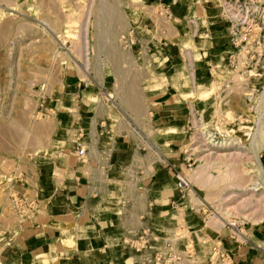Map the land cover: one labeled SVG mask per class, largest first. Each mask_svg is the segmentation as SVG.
I'll return each mask as SVG.
<instances>
[{"label": "rangeland", "instance_id": "obj_1", "mask_svg": "<svg viewBox=\"0 0 264 264\" xmlns=\"http://www.w3.org/2000/svg\"><path fill=\"white\" fill-rule=\"evenodd\" d=\"M173 1L177 0H0V264H7L10 247L22 227L25 229L40 220L34 187L37 188L40 179L41 164L54 161L52 157L75 139L73 135L69 140L62 137L49 102L62 91L68 76L77 73L78 82L88 81L85 69L96 83V86L87 83L96 88L95 130L82 142L76 141L82 144L83 152L77 156H81L82 162L91 163L88 171L98 178L96 187L93 186L95 201L90 206L91 217L94 219V209L100 212L108 207L116 222H124L133 230L147 219L141 218L150 217V203L135 199L140 196L149 200L148 190L139 193L136 185L144 179L139 176H150L157 171L159 162L164 161L149 144L157 145L153 143L156 140L153 112L146 93L153 92L147 91L152 74L163 76L156 69L167 60L169 47L164 43L178 37L179 19L167 16V6ZM213 1L219 10L214 16L218 17L216 22L224 21L230 32L227 21L230 18L226 10L223 14L224 1ZM201 8L200 1L194 0L188 17L190 22L199 19ZM197 50L192 49L193 53ZM232 52L227 50L222 61L214 63L215 67L229 72L227 78L216 84L213 93L207 90L213 89L211 70L210 80L197 78L198 90L194 91L196 87L189 84L181 94L174 92L189 103L182 174L194 170L201 161L211 165L221 163L231 165L242 175L238 181L242 180L244 186L253 183L259 186L258 191L237 196L234 192L226 193L222 187L199 188L197 180L194 183L185 177L190 186L187 193L175 189L178 199L174 202L179 214L161 215L167 224H175L176 235L200 244L199 257H205L216 241L224 245L225 234L243 241L233 227L218 229L216 223L215 227L209 221L214 214L228 222L235 220L245 237L251 227L264 222V178L258 170V165L264 167V141L256 144V153L252 144L259 122L264 133V72L253 74L256 79L249 83L246 79L244 82L232 80L233 70L228 60ZM185 66V63L176 66L175 72L183 71ZM67 69L70 74L74 70V74L66 73ZM218 70L214 72L216 75ZM200 116L207 123L213 122L211 129L223 144L213 145L201 134L197 123ZM128 143L137 146L134 163L113 167L107 172L104 165L114 164V155L104 150L113 151ZM89 147L93 151L90 161L86 154ZM99 159L102 171H99ZM89 172H86L88 177ZM188 215L195 216L193 223L201 224L195 231L187 227ZM150 226L154 230L160 228Z\"/></svg>", "mask_w": 264, "mask_h": 264}, {"label": "crops", "instance_id": "obj_2", "mask_svg": "<svg viewBox=\"0 0 264 264\" xmlns=\"http://www.w3.org/2000/svg\"><path fill=\"white\" fill-rule=\"evenodd\" d=\"M202 1L206 15H218L216 1ZM193 2L194 0H177L167 6L168 13L180 21L176 25L178 37L164 43L169 47L166 53L167 60L156 70L159 74L171 76L176 66L185 63L186 78L183 82H190L193 75L206 82L207 79L210 80V63H219L224 52L230 50V32L224 21L209 23L207 28L199 27L197 22H193L197 26L195 28L188 20ZM199 34L205 39H201ZM192 35L198 50L191 54L189 60L181 46L182 42L187 37L190 40ZM195 39L203 42L198 44ZM187 61H191V64L186 63ZM66 71L69 73L68 69ZM73 74L74 70L70 75ZM76 75L77 73L75 76H68L62 84V91L49 102L62 137L69 140L73 135L75 139L66 144L64 151L52 157L55 158L54 161L41 164L40 179L37 188L34 187L37 193L35 200L37 207L40 208V220L25 226V229L22 227L14 245L10 247L7 264H142L143 256L134 254L124 243L125 237L138 231L140 226L133 230L124 222H116L108 207L100 212L94 209V219L91 217L90 206L95 201L93 190L98 178L92 177L88 171L92 168L91 163L82 162L81 156L77 155L83 153L79 141L82 142L85 136L91 135L95 130L93 121L97 95L93 85L85 88L84 81L78 82ZM146 97L153 112L156 139L153 143H157L156 147L160 146L158 148L164 161L159 162L156 166L157 171L150 176L138 177L144 179L138 181L136 191L146 193L148 190L149 200L140 196H135V199L141 198L151 205L150 217L144 216V219H147H143L141 224H154L160 227L156 229L158 233L170 234L177 228L175 224H167L161 213H178L174 202L178 199L174 182L176 173H182L185 165L184 141L187 134L185 122L189 103L166 88L148 92ZM99 124L100 122L97 127ZM72 130L76 132L72 134ZM91 148L89 147L86 153L88 161L92 160ZM136 148L133 143H128L113 151L104 150L114 155V164L104 165L107 172L112 171L113 167L134 163ZM97 151L100 153V150ZM102 170L100 161L99 171ZM86 172H89L91 178ZM117 172L119 171L116 170ZM177 204L182 205L181 202ZM192 216L188 215L187 227L195 231L201 224L199 221L193 223L196 220L195 216L193 218ZM261 223L248 230L247 239L244 241L237 237L232 239L225 234L222 245L234 254L235 264H264V222ZM192 237L195 238L194 235ZM203 244L205 245L206 241H203ZM195 245L196 249L200 246ZM201 258L204 260V257Z\"/></svg>", "mask_w": 264, "mask_h": 264}, {"label": "bare ground", "instance_id": "obj_3", "mask_svg": "<svg viewBox=\"0 0 264 264\" xmlns=\"http://www.w3.org/2000/svg\"><path fill=\"white\" fill-rule=\"evenodd\" d=\"M199 1H200V4H202V8H201L202 10H201V12L199 13V16H198L199 19L192 20V22H194V23L197 22V24H198L197 26H199V27L207 28L209 23H215L216 19L218 17L206 15L205 9H204V5H203V1L202 0H199ZM223 1H224L223 2V7H224L223 8V14H224V11L226 10V12L228 13V18H230V20H233V21L234 20H240V19H243L244 17H249L250 15H256L257 17L260 18L261 23H263L264 2H261L263 0H259L257 3H252L250 1H248L245 4L236 3V1H234V0H223ZM194 25H195V28H197L196 24H194ZM230 33H231V30H230ZM195 35H197L196 32H195ZM200 36H201V39H205L202 35H200ZM262 36L264 38V25H263V34H262ZM77 47L78 46H76V48ZM181 47L183 49L182 51L187 53L188 56L186 55V58L188 57V59L191 56V54L193 53L192 49L194 50V48H198V46L196 44H194L193 36L190 38V40L186 39L183 42V45ZM77 49H79V48H77ZM79 51L80 50H78L77 52L79 53ZM262 52H264V48H263ZM232 56H233V52H232L231 57ZM231 57H229V59ZM240 57H244L245 58L246 56H245V54L242 53L240 55ZM244 58L240 60V65L239 66L248 67V63L246 62V60ZM190 62L187 61L186 63H190ZM263 66H264V55L250 69H245L244 67L236 69L231 64L233 73H230L231 74L230 77H231L232 80H234V78H236V80H238L239 82H244L245 79H246L248 81V83H249V82H251V80H255L256 79V78H253V76H252L253 74H259L262 71L264 72V67ZM185 68H186V66H185ZM185 68H184V70H185ZM184 70L180 71V72H174V74L171 75V76H168V75H166V76L165 75L158 76L157 74L153 73L151 78H150V81H149V83L147 85V91L148 90L149 91H157V90L166 88V89H168L170 91L179 93V92L182 91V89L187 88V86L189 84L192 85L193 87H196V88H194V91L198 90L197 78L194 75L190 79V82H186V81L183 82L184 79L186 78ZM210 70L213 73L212 77L214 78V84H213V89L208 88L207 90L211 94L216 89V84H219L220 82H222V80L224 78L228 77L227 75H228L229 71L223 70L222 67L221 68L220 67H215L214 63H210ZM216 70H218V72H217L218 76L214 73ZM179 94H181V93H179ZM249 99L251 100L252 97H250ZM191 110H193V109H191ZM192 112H194V111H192ZM108 117H109V115H108ZM197 120H198L197 123L200 125L199 127H201V132H202L201 134H203L210 142H212L213 145L216 142H219V143H222V144L224 143V141L218 139L217 138V134L212 131L213 129H211V128L213 127L212 126L213 122L212 123H207L204 120L203 116H200V118L197 119ZM263 135H264V133H262L261 123L259 122L258 123V129L255 131V133L253 135V138H252V144L254 145L255 153H256V150H257L258 143H262V141H264L263 140ZM149 144H150L152 150L155 152V154H158L159 158L162 157V160H163L162 153H161L160 149L158 148L159 146L156 147L155 144H152L150 142H149ZM209 144H211V143H209ZM259 146H260V144H259ZM195 150H197V149H195ZM212 154H216V153L212 152ZM229 155L230 154H228L227 156H229ZM219 156H225V155H223V154L220 155L219 154ZM258 159L259 158H257V160ZM204 162H206V161L199 162V165L194 170L185 171V174H183L184 177H188V178L190 177L188 180H191L193 182H194V180H197L196 184L199 186V188L201 186L202 189L208 190V189H214V188L215 189H219V188L222 187V189L226 193L234 192L235 194H237V196H244L246 193H249L250 191L255 192L258 189V187H259V186L255 185V183H253L252 186L251 185L250 186H244L242 184L243 182L241 183L242 180L241 181L239 180L240 182L238 181L239 177H241L242 175L240 176L238 174V172L234 168L231 167V165H227V164L223 165L221 163H219L217 165H211V163H204ZM188 169H190V167L189 168L187 167V170ZM258 170H259L260 174L262 175V177L264 178V167H262L261 164L258 165ZM185 179H187V178H185ZM176 188H177V182L175 183V189ZM187 191H188V189L185 192L187 193ZM232 196H234V195H232ZM192 200L194 202L197 201L195 198H193ZM226 200H229V199H226ZM221 214L224 215L223 213H221ZM209 221L213 222L212 223L213 225L216 223L218 229H220V228L223 229V227H226L227 225H229V226L233 227V229H235V232L240 236V238L243 241L247 239L245 236H242L241 231H239L240 230V226L235 220H231V221L228 222V221L224 220V218H222L221 216H219L217 214H214L213 218L211 220H209ZM209 223H207V224H209ZM207 224H206V227H207ZM216 224L214 225L215 227H216ZM205 230L206 229L204 227L203 229H201V232L204 234ZM192 235H196V233L193 232ZM217 242L218 241L214 242V244L217 243ZM193 247H194V250L196 252L197 263L198 264H206L210 250L207 252L206 256L204 257V260H202V258L199 257V254L197 252L195 244H193Z\"/></svg>", "mask_w": 264, "mask_h": 264}, {"label": "built area", "instance_id": "obj_4", "mask_svg": "<svg viewBox=\"0 0 264 264\" xmlns=\"http://www.w3.org/2000/svg\"><path fill=\"white\" fill-rule=\"evenodd\" d=\"M234 1L245 3L243 0ZM248 1L258 2V0ZM167 16L170 17V14ZM227 21L231 28L229 46L230 51H233V56L229 59L230 64L236 69L252 68L264 55L262 52L264 48L263 25L260 18L250 15L240 20ZM242 53L245 54V58L240 57ZM243 58L248 63V67L239 66ZM84 72L89 78L88 81L83 82L84 87L89 86L88 82L96 86L89 72L86 69ZM176 180L178 192H185L190 187L181 172L176 173ZM18 203L22 201L18 200ZM124 243L134 254L143 256L142 264H198L192 243L176 235L175 232L162 235L147 224H140L138 231L125 237ZM206 264H235L234 254L226 250L222 243L217 242L210 249Z\"/></svg>", "mask_w": 264, "mask_h": 264}]
</instances>
